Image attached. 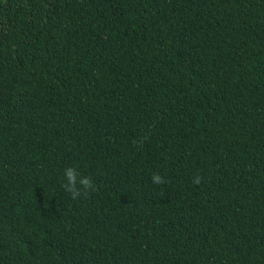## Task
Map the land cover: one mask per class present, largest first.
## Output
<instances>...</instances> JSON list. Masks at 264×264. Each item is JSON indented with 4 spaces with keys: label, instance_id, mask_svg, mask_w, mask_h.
I'll list each match as a JSON object with an SVG mask.
<instances>
[{
    "label": "trees",
    "instance_id": "16d2710c",
    "mask_svg": "<svg viewBox=\"0 0 264 264\" xmlns=\"http://www.w3.org/2000/svg\"><path fill=\"white\" fill-rule=\"evenodd\" d=\"M0 264H264V0H0Z\"/></svg>",
    "mask_w": 264,
    "mask_h": 264
},
{
    "label": "clouds",
    "instance_id": "9594fccd",
    "mask_svg": "<svg viewBox=\"0 0 264 264\" xmlns=\"http://www.w3.org/2000/svg\"><path fill=\"white\" fill-rule=\"evenodd\" d=\"M64 180L65 182L62 184V188L70 194L73 200L79 199L81 196L87 195L90 191L96 190V186L90 177L79 176L76 169L72 167H67L64 170ZM152 181L154 184H162L165 182L164 178L159 174L153 175ZM199 182L200 178L197 177L195 183Z\"/></svg>",
    "mask_w": 264,
    "mask_h": 264
}]
</instances>
